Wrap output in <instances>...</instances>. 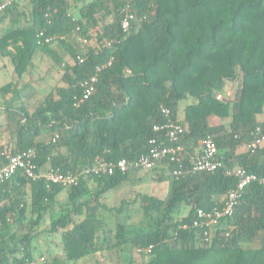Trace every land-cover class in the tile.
I'll return each instance as SVG.
<instances>
[{
    "label": "trees",
    "instance_id": "1",
    "mask_svg": "<svg viewBox=\"0 0 264 264\" xmlns=\"http://www.w3.org/2000/svg\"><path fill=\"white\" fill-rule=\"evenodd\" d=\"M123 3L75 0L76 16L68 0L12 1L0 11V58L8 61L17 80L0 86L4 129L14 145L7 153L0 143V167L8 154L27 148L36 151V172L76 173L97 156L135 160L150 138L162 136L152 129L167 119L161 106L183 126L179 143L188 153L198 152L200 141L210 138L222 166L179 177L163 168L146 170L168 182L166 193L138 194L148 227L130 231L116 221L111 238H100L99 199L141 170L90 175L63 187L18 169L0 181V264H33V236L22 229L25 222L31 229L44 216L50 220L47 231L59 233L61 264L92 255L104 244L141 254L152 245L145 264H264V185L259 182L243 189L233 215L217 227L210 243L193 225L197 208L223 206L236 184L226 170L241 167L264 176V143L246 147L252 129L264 126L258 120L264 113V0H132L134 19L127 32L120 26ZM39 31L55 40L40 42ZM104 40L111 44L102 46ZM37 55L49 58L60 76L30 110L21 101L30 84H18ZM110 56L111 65L98 73L96 91L75 106L82 80ZM7 93L11 96L4 99ZM186 98L190 102L180 111L179 102ZM211 117L219 121L210 122ZM63 191L65 203L58 201ZM55 205L59 210L53 216ZM125 205L129 202L122 200L115 210L123 211ZM229 223L235 229L226 237Z\"/></svg>",
    "mask_w": 264,
    "mask_h": 264
},
{
    "label": "built area",
    "instance_id": "2",
    "mask_svg": "<svg viewBox=\"0 0 264 264\" xmlns=\"http://www.w3.org/2000/svg\"><path fill=\"white\" fill-rule=\"evenodd\" d=\"M12 1L24 0H5L0 4V11ZM131 1L132 0H123L124 3L121 8L122 18L120 20V26L123 32L129 30L131 21L134 19V13L131 11ZM36 37L43 43H50L55 40L54 36H45L43 31H39ZM79 40H81L82 43L87 42V39L83 37L79 38ZM101 44L102 46L110 45L111 41L104 40L101 41ZM76 58L79 62L83 61L80 55H77ZM112 60L113 57L110 56L106 62L96 65L94 73L82 80L80 83L82 92L79 97H75V106L80 105L96 91L98 73L103 68L110 66ZM217 97L221 98L222 95L218 94ZM160 110L167 119L161 124H154L152 129L157 133H162V136L150 138L148 140L147 150L135 160L128 161L126 159H120L111 161L97 156L92 165L76 173H62L52 168L36 172V151L33 148H27L7 155L6 164L0 167V181L8 179L16 170L21 169L29 178H44L47 184L58 183L63 187H71L78 184L82 178H86L90 175H100L103 173L113 174L115 172L123 173L129 169L146 171L158 167L163 168L166 173L171 176L179 177L189 173L214 172L222 166L217 156L216 144L212 139L206 138L201 140L199 151L188 153L179 143L181 134L183 133V126L178 121H174L170 118V110L168 108L161 106ZM57 137L58 135L55 134L51 139L52 142H54ZM263 143L264 126L256 125L251 131V141L246 147L255 148ZM171 162H175L176 166L169 168L168 164ZM225 173L236 177V184L227 191L223 206L221 208L208 210L197 208L195 212L193 225L203 230L202 235L207 243H210L214 232L217 227L222 224V221L233 215L243 189L251 182H259L264 185V176L250 173L241 167L226 170ZM7 219L12 221L14 217L9 215ZM234 229L235 225L233 223L225 224L223 235L229 237ZM151 249L152 245H148L141 251L145 254H149Z\"/></svg>",
    "mask_w": 264,
    "mask_h": 264
},
{
    "label": "rangeland",
    "instance_id": "3",
    "mask_svg": "<svg viewBox=\"0 0 264 264\" xmlns=\"http://www.w3.org/2000/svg\"><path fill=\"white\" fill-rule=\"evenodd\" d=\"M72 14L77 15V11L73 8L71 9ZM2 31V30H1ZM6 66V72L3 77V82L0 85L15 81V75L12 72V67L8 61L0 63V67ZM60 71L56 68L52 61L45 57L37 55L34 59L33 65L26 70L20 79L18 87L22 85V82L30 84L29 95L21 98V101L32 110L36 103L43 99L44 94L55 85L59 83ZM17 81V80H16ZM230 92V90H229ZM228 92V93H229ZM220 95L223 96L222 93ZM11 93H7L4 99H9ZM190 102L189 98L183 99L179 102V109L182 111L187 103ZM5 107L3 98L0 94V143L3 144L7 150L10 152V148H13V139L9 137V133L4 129L6 118L5 112L1 109ZM259 119H264V113L258 115ZM219 121L216 117H211L210 122ZM90 190H93L95 184L89 183ZM168 189L167 181H158L156 179L155 173L150 171H139L135 176L131 177L126 183L121 185L119 188L105 193L100 197L99 201L102 206L97 208L96 217L100 221L101 230L100 238L103 236H111L115 232L116 221H122L126 225V229L130 231L138 230L141 228H146L149 225V219L144 217L142 210L139 206L137 196L138 194H149L153 196L162 197ZM128 201L129 205L123 211L117 212L116 207L120 205V202ZM58 201L66 202V193L63 191L58 197ZM59 210V205H55L52 209L53 216L57 215ZM81 216H75L74 219H79ZM49 218L44 216L43 219L38 221L31 229L27 228V222L24 223V231H30L32 234V250L34 254L35 261L33 264H61L64 256L60 250V237L59 233L48 232L49 228ZM13 224L15 225L14 221ZM22 231H19V234ZM148 254L139 251H131L127 246L122 248H108L106 244L104 247L99 249L92 255H87L85 257L79 258L78 260L72 262H67V264H145V259Z\"/></svg>",
    "mask_w": 264,
    "mask_h": 264
},
{
    "label": "crops",
    "instance_id": "4",
    "mask_svg": "<svg viewBox=\"0 0 264 264\" xmlns=\"http://www.w3.org/2000/svg\"><path fill=\"white\" fill-rule=\"evenodd\" d=\"M68 2L71 3L70 13L72 14L71 9H73V8L77 11V4H75V0H68ZM72 15L75 16L74 14H72ZM2 26L6 27V22ZM4 61H6V59L0 58V63H3ZM6 71L7 70H6L5 65L3 68L0 67V76L3 77L5 75V73H7ZM1 77H0V84H1V82H3V79ZM8 82H6V83H8ZM6 83H4V84H6ZM2 85H0V86H2ZM258 120L264 122V119H259V117H258Z\"/></svg>",
    "mask_w": 264,
    "mask_h": 264
}]
</instances>
